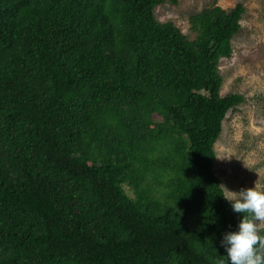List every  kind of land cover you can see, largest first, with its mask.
I'll return each mask as SVG.
<instances>
[{
  "label": "trees",
  "instance_id": "16d2710c",
  "mask_svg": "<svg viewBox=\"0 0 264 264\" xmlns=\"http://www.w3.org/2000/svg\"><path fill=\"white\" fill-rule=\"evenodd\" d=\"M166 1L0 0V264H227L215 143L244 96L219 63L246 7L187 34Z\"/></svg>",
  "mask_w": 264,
  "mask_h": 264
},
{
  "label": "rangeland",
  "instance_id": "374dc122",
  "mask_svg": "<svg viewBox=\"0 0 264 264\" xmlns=\"http://www.w3.org/2000/svg\"><path fill=\"white\" fill-rule=\"evenodd\" d=\"M243 3L246 13L233 44V55L220 60L222 95L241 93L244 101L224 120L215 143L214 171L228 197L230 191L255 186L264 190V0H167L156 7L161 22L173 21L191 34L190 15L206 7L233 9ZM133 195L131 189L126 186ZM264 227V224L261 225Z\"/></svg>",
  "mask_w": 264,
  "mask_h": 264
},
{
  "label": "clouds",
  "instance_id": "9594fccd",
  "mask_svg": "<svg viewBox=\"0 0 264 264\" xmlns=\"http://www.w3.org/2000/svg\"><path fill=\"white\" fill-rule=\"evenodd\" d=\"M225 197L239 215L236 227L226 231L220 241L227 264H264V190L251 187L230 191ZM216 264H225L216 261Z\"/></svg>",
  "mask_w": 264,
  "mask_h": 264
}]
</instances>
